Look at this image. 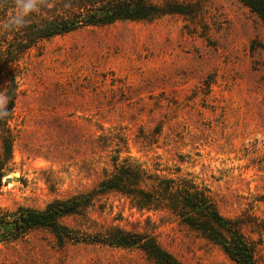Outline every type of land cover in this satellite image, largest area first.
<instances>
[{
    "label": "rangeland",
    "instance_id": "374dc122",
    "mask_svg": "<svg viewBox=\"0 0 264 264\" xmlns=\"http://www.w3.org/2000/svg\"><path fill=\"white\" fill-rule=\"evenodd\" d=\"M181 1L192 14L80 28L22 55L0 208H42L91 188L112 169L119 135L127 142L120 158L173 176L178 168L208 186L222 215L246 221L264 264V22L239 0ZM100 135L111 145L103 148ZM60 221L79 236L112 226L147 231L186 264H237L168 212L137 210L116 193L87 216ZM0 264L154 263L136 248L59 244L36 228L1 242Z\"/></svg>",
    "mask_w": 264,
    "mask_h": 264
},
{
    "label": "trees",
    "instance_id": "16d2710c",
    "mask_svg": "<svg viewBox=\"0 0 264 264\" xmlns=\"http://www.w3.org/2000/svg\"><path fill=\"white\" fill-rule=\"evenodd\" d=\"M264 22V0H239ZM20 0H0V86L7 97L8 115L0 119V185L4 167L12 158L13 136L7 121L14 107L17 74L13 66L37 42L74 30L105 26L117 21L151 20L167 14L190 15L192 5L181 0H36V8L23 16L22 26L5 27L20 14ZM160 132H154L159 134ZM153 134V133H152ZM112 148L110 171L91 188L56 198L42 208L18 206L9 211L0 208V243L11 242L36 228H46L59 244L65 240L86 241L115 248H136L154 264H186L166 250L147 231L126 230L118 226L105 228L96 234L79 236L78 230L64 225L65 216H87L95 201L109 193L126 198L137 210L165 211L178 222L195 230L217 245L237 264H260L255 259V247L243 233L246 221L227 217L218 210L210 188L189 175L163 174L159 164L148 166L131 157L120 158L127 142L116 135ZM103 148L113 138L99 136ZM148 140V143L153 142ZM175 173V172H174Z\"/></svg>",
    "mask_w": 264,
    "mask_h": 264
},
{
    "label": "clouds",
    "instance_id": "9594fccd",
    "mask_svg": "<svg viewBox=\"0 0 264 264\" xmlns=\"http://www.w3.org/2000/svg\"><path fill=\"white\" fill-rule=\"evenodd\" d=\"M19 7L21 9L20 14L13 17L9 24H6L5 27L12 26H22L23 16L27 15L28 12L35 10L36 0H20ZM7 97L0 95V119H3L8 115L6 110Z\"/></svg>",
    "mask_w": 264,
    "mask_h": 264
},
{
    "label": "water",
    "instance_id": "95a60500",
    "mask_svg": "<svg viewBox=\"0 0 264 264\" xmlns=\"http://www.w3.org/2000/svg\"><path fill=\"white\" fill-rule=\"evenodd\" d=\"M15 179H16V177L13 178V180H15ZM9 181H11L10 178H5V182H9Z\"/></svg>",
    "mask_w": 264,
    "mask_h": 264
}]
</instances>
